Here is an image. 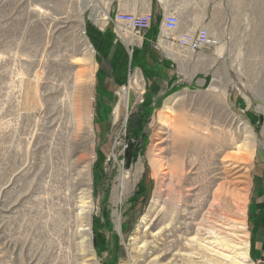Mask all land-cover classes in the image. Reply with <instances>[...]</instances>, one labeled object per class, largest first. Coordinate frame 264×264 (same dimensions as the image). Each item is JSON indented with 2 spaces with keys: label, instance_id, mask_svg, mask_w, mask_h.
Wrapping results in <instances>:
<instances>
[{
  "label": "rangeland",
  "instance_id": "1",
  "mask_svg": "<svg viewBox=\"0 0 264 264\" xmlns=\"http://www.w3.org/2000/svg\"><path fill=\"white\" fill-rule=\"evenodd\" d=\"M83 2L0 0V264H158L173 253L177 264H264V0ZM149 7L152 27L137 38L97 16ZM167 11L182 32L206 26L209 44L145 42ZM179 121L202 133L189 182L242 146L218 180L225 209L206 212L205 247L183 239L194 196L185 205L186 189L178 197L162 175Z\"/></svg>",
  "mask_w": 264,
  "mask_h": 264
},
{
  "label": "bare ground",
  "instance_id": "2",
  "mask_svg": "<svg viewBox=\"0 0 264 264\" xmlns=\"http://www.w3.org/2000/svg\"><path fill=\"white\" fill-rule=\"evenodd\" d=\"M84 1L83 2V6H87V3H89L90 0H82ZM85 3V4H84ZM98 13V17L100 16H107L108 17V13L107 11H104L103 14H100L99 12ZM130 37H133L132 35ZM134 37H139V36H134ZM132 41V40H130ZM162 45H164L165 48H170V44L167 45V43H162ZM177 100V97L176 96H172L168 99V101L166 102V104L164 105V109H166V111L169 110L172 108V105L174 104V102ZM125 101V100H124ZM165 122V121H163ZM167 122V121H166ZM165 122V123H166ZM169 124V123H168ZM177 126H178V129L175 130L173 129V144H174V147L173 148V151H171L172 153H174V155H170L167 159L166 162H164V164L161 165V167H163V170H162V175L164 176V178L166 177L167 180H168V183L169 185L171 186L172 189H174V191L179 194L178 197H181L180 194H181V189H186L185 191V195L184 197L181 199L182 201H184L185 205H188L187 202L189 200L190 197H192V195L194 196L192 199V201L190 200V204H196L194 205V209H191V211L188 212V214H190V220L187 222L186 224V230L185 232L182 231V233H184V241H196L197 243L196 244H199V246H203L205 247L206 246V243L207 242H204V238L205 237H202V230L205 232L207 231L206 229H203V227L205 226L204 222L206 220L207 217L209 216H206V212L208 210L209 207L211 206H219L221 207L220 209H222V204L224 201L223 200V195H224V189H225V184L221 183V182H218V180H220V176L225 172V170L223 169L224 168V163L230 159H233V158H240L241 157V152L239 153V147L241 148L242 146H239V147H236L235 149V153H232V152H219L218 153V156H220V161H221V166H214V168L212 169V171H210V176H207V175H204V177L202 179H193L191 182L188 181V174H195V173H198L199 172V168L197 169L196 167V162L193 158V156L191 154H196L197 150H198V142L201 140H199L197 142V144H195V141L198 140L197 138L200 136L198 132V130H196L195 128H186L184 126V123H182L181 121H179L177 123ZM200 131V130H199ZM251 132V131H250ZM198 133V134H197ZM202 134V133H201ZM205 136V135H204ZM202 138V137H201ZM204 139V138H203ZM210 139V138H209ZM252 136H248V141L246 142L245 146L246 147H250L252 146ZM218 141V140H217ZM226 141V140H225ZM218 145L220 144L221 142V145H219V147L221 148L222 145H224V138H221L219 141H218ZM204 141H202L201 144H203ZM172 144V145H173ZM176 145V146H175ZM200 147V146H199ZM223 147V146H222ZM201 148V147H200ZM199 148V150H200ZM245 148V147H244ZM219 151V150H218ZM221 151V149H220ZM190 153V154H189ZM199 153V152H197ZM188 155V156H187ZM192 156V158H191ZM186 157H190L187 161ZM241 160V159H240ZM208 163V162H207ZM215 163V162H214ZM216 165V164H215ZM86 166V165H85ZM208 166V165H207ZM84 167V166H83ZM89 167V166H87ZM203 167V165H202ZM205 167V166H204ZM85 168V167H84ZM86 169V168H85ZM208 170V169H207ZM82 171V170H81ZM203 172V171H202ZM209 172V171H208ZM204 173V172H203ZM206 174V173H205ZM199 176V175H198ZM197 176V177H198ZM163 178V177H162ZM207 182V183H206ZM223 182V181H222ZM229 184V183H228ZM120 186H121V183H120ZM236 187V186H235ZM88 188V187H87ZM82 189V188H81ZM167 189V188H166ZM228 189V188H227ZM228 191V190H227ZM226 191V192H227ZM232 191V189H231ZM237 191V190H236ZM235 191V193H236ZM234 193V192H232ZM173 194V193H172ZM176 194V195H177ZM228 194V193H226ZM175 195V194H174ZM234 195V194H231V196ZM188 196V197H187ZM227 196V195H226ZM235 196L237 195H234V199H235ZM239 198V197H238ZM174 199V198H173ZM176 199V198H175ZM180 200V201H181ZM234 201V200H233ZM236 201V200H235ZM240 201V199H239ZM86 202H89V201H86ZM228 202V201H227ZM180 203V202H179ZM229 203V202H228ZM232 203V202H231ZM237 204V203H236ZM235 204V205H236ZM238 204H241V203H238ZM222 205V206H221ZM244 207V206H243ZM214 208V207H213ZM218 208V207H217ZM227 208H228V205H227ZM226 208V209H227ZM239 208H242L239 207ZM184 209V208H183ZM225 209V207H224ZM222 209V210H224ZM178 210V208H177ZM218 210V209H217ZM215 209V212L217 211ZM220 210V211H222ZM228 210V209H227ZM172 211V210H171ZM86 212V211H85ZM183 212V211H182ZM243 212V211H242ZM177 213V212H176ZM214 213V212H213ZM225 216H228L227 215V212H225ZM172 214V213H171ZM216 214V213H215ZM222 214V213H221ZM220 214V215H221ZM224 214V213H223ZM210 215V214H209ZM219 215V214H218ZM177 216V215H176ZM217 217V215H216ZM230 217V216H229ZM232 217V216H231ZM230 217V218H231ZM224 218V217H223ZM233 218V217H232ZM225 219V218H224ZM229 219V218H228ZM238 219V218H237ZM208 220V219H207ZM212 220V219H211ZM214 220V219H213ZM236 220V219H235ZM243 220V219H242ZM175 221V220H173ZM217 221V220H216ZM238 221V220H237ZM240 221V220H239ZM227 222V221H226ZM241 222V221H240ZM206 223V222H205ZM208 223V222H207ZM222 223V222H220ZM218 224V222H217ZM231 224V222L229 223ZM228 224V226H229ZM178 225V224H177ZM176 225V226H177ZM210 225V224H209ZM214 225V224H213ZM223 225V224H222ZM234 225V223H233ZM232 226V225H230ZM229 226V227H230ZM240 226V225H239ZM206 227V226H205ZM209 227V226H208ZM208 227H206L208 229ZM212 228H215L213 226H211ZM233 227V226H232ZM217 228V227H216ZM221 229V228H220ZM223 229V228H222ZM161 230V229H160ZM215 230V229H214ZM217 230V229H216ZM219 230V229H218ZM221 231V230H219ZM210 232V231H209ZM212 232V231H211ZM229 232V231H228ZM232 232V231H230ZM181 233V234H182ZM214 233V232H213ZM235 233V232H234ZM145 234V233H144ZM216 234V233H214ZM218 234V233H217ZM216 234V235H217ZM208 235V234H207ZM215 235V236H216ZM220 235V233H219ZM245 235V234H244ZM206 236V235H205ZM209 236V235H208ZM208 236L206 238H208ZM211 236V234H210ZM222 237V235H220ZM86 237V236H85ZM180 237V236H179ZM213 237V236H212ZM224 237V236H223ZM237 237V236H236ZM182 238V236H181ZM205 238V239H206ZM231 238V237H230ZM239 238V237H237ZM178 239V238H177ZM180 239V238H179ZM223 239H226V238H223ZM222 239V240H223ZM229 239V238H228ZM176 240V239H174ZM173 240V241H174ZM182 240V239H181ZM215 240H216V237H215ZM235 240V239H234ZM171 241V240H170ZM219 241V240H218ZM217 241V242H218ZM226 240H224L225 242ZM230 241V240H229ZM227 241V242H229ZM149 242V241H148ZM166 242V241H165ZM179 242V240L177 241ZM220 242V241H219ZM217 243V244H220V243ZM226 242V243H227ZM231 243H233V241H230ZM230 242L229 244L227 245H230ZM145 246L146 245V242L144 241L143 242ZM224 243V244H226ZM149 244V243H148ZM184 246L187 245L183 242ZM190 244V243H189ZM237 244V243H236ZM248 244V240L245 242H243V246L241 244V246L239 247L237 245V249H240V248H246L248 247L247 246ZM235 245V244H233ZM240 245V244H239ZM168 246V245H167ZM166 246V247H167ZM171 246H173L171 244ZM175 246V245H174ZM223 246V244H222ZM225 246V245H224ZM90 247V246H89ZM142 246H138L136 247L137 250L138 248H140ZM177 247V246H176ZM228 247V246H227ZM222 248V247H221ZM226 248V247H225ZM234 248V247H233ZM178 249V248H177ZM193 249V248H192ZM190 248V250H192ZM230 249V248H229ZM168 250V248H167ZM176 250V249H175ZM179 250V249H178ZM196 250V249H195ZM206 250V249H205ZM218 250V249H217ZM212 251V250H211ZM214 251V250H213ZM242 252H239L241 254L242 257V260L246 258V256L244 254H246V250L243 251L241 250ZM196 252V251H195ZM235 252V251H234ZM218 253V252H217ZM239 254V255H240ZM139 255V254H138ZM223 255V254H222ZM224 255H227V254H224ZM155 256V255H154ZM182 255L180 253H173L171 255V257L169 258V260H167L166 262L164 263H158V262H155V263H158V264H177L178 261L182 260L183 258L181 257ZM231 256V255H230ZM229 257V256H228ZM233 257V256H232ZM89 258V257H88ZM157 258V255L156 257ZM230 258V257H229ZM234 258V257H233ZM156 260V259H155ZM234 260V259H233ZM247 260V259H246ZM238 264H246L244 263L243 261L239 262L237 261ZM236 262V263H237Z\"/></svg>",
  "mask_w": 264,
  "mask_h": 264
},
{
  "label": "built area",
  "instance_id": "3",
  "mask_svg": "<svg viewBox=\"0 0 264 264\" xmlns=\"http://www.w3.org/2000/svg\"><path fill=\"white\" fill-rule=\"evenodd\" d=\"M109 14V13H108ZM114 31L120 38L131 35L141 36L152 27L154 13L151 7L140 12L116 10L112 16ZM156 43H167L170 46L195 51L210 42V32L206 26H200L193 31L181 30V19L175 11L163 12L162 20L156 34ZM162 48H165L162 45ZM166 49V48H165ZM168 53V51H166Z\"/></svg>",
  "mask_w": 264,
  "mask_h": 264
},
{
  "label": "crops",
  "instance_id": "4",
  "mask_svg": "<svg viewBox=\"0 0 264 264\" xmlns=\"http://www.w3.org/2000/svg\"><path fill=\"white\" fill-rule=\"evenodd\" d=\"M151 38L154 41V39L156 38V35L154 33H153V35L151 34V36L150 35H147L146 37H144V40H145V42H147V41H150Z\"/></svg>",
  "mask_w": 264,
  "mask_h": 264
}]
</instances>
